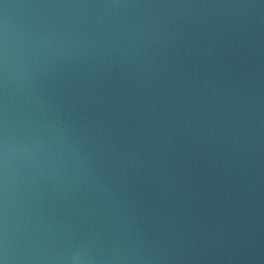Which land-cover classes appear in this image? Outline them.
<instances>
[{"label": "water", "instance_id": "1", "mask_svg": "<svg viewBox=\"0 0 264 264\" xmlns=\"http://www.w3.org/2000/svg\"><path fill=\"white\" fill-rule=\"evenodd\" d=\"M0 264H137L94 0H0Z\"/></svg>", "mask_w": 264, "mask_h": 264}]
</instances>
